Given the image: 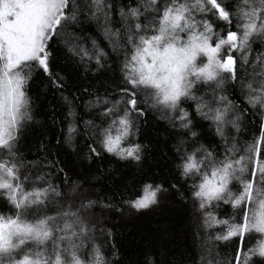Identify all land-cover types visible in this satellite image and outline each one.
<instances>
[{"label":"snow or ice","instance_id":"snow-or-ice-1","mask_svg":"<svg viewBox=\"0 0 264 264\" xmlns=\"http://www.w3.org/2000/svg\"><path fill=\"white\" fill-rule=\"evenodd\" d=\"M0 264H264V0H0Z\"/></svg>","mask_w":264,"mask_h":264},{"label":"trees","instance_id":"trees-1","mask_svg":"<svg viewBox=\"0 0 264 264\" xmlns=\"http://www.w3.org/2000/svg\"><path fill=\"white\" fill-rule=\"evenodd\" d=\"M183 209L177 203L164 205L154 214L130 220L121 225L122 239L127 248H135L140 235L151 236L159 227L178 225L183 221Z\"/></svg>","mask_w":264,"mask_h":264}]
</instances>
